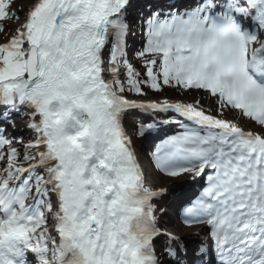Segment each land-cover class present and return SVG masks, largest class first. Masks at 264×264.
Returning a JSON list of instances; mask_svg holds the SVG:
<instances>
[{
	"label": "snow or ice",
	"instance_id": "obj_1",
	"mask_svg": "<svg viewBox=\"0 0 264 264\" xmlns=\"http://www.w3.org/2000/svg\"><path fill=\"white\" fill-rule=\"evenodd\" d=\"M13 4L0 0V264H264V0ZM165 89L202 95L144 101ZM134 110L151 122L130 132ZM160 123L181 130L155 168L203 181L188 237L160 225L168 189L148 186L134 143Z\"/></svg>",
	"mask_w": 264,
	"mask_h": 264
},
{
	"label": "bare ground",
	"instance_id": "obj_2",
	"mask_svg": "<svg viewBox=\"0 0 264 264\" xmlns=\"http://www.w3.org/2000/svg\"><path fill=\"white\" fill-rule=\"evenodd\" d=\"M9 24H10V26L15 27V24L13 22L9 21ZM130 40H131V38H130ZM140 41H141V36L140 35H138V36L136 35V37H135V39L133 41V44H137ZM138 115H139V113H138ZM140 116L142 117V115H140ZM140 116H139V119H140ZM141 120H145V119L142 118ZM148 121L151 122L150 119ZM160 124H162V123H160ZM166 129H168V127L158 125V127H156V128L151 130L150 134H147V137H156L157 134H161L162 135ZM140 146L142 148V144ZM137 150H138V152H140L139 146H137ZM169 180L170 179H166V177H162V176H159L157 174H151L150 173V185L151 184H155L157 187H160L159 185L170 184V182H168ZM190 189H192V186L190 187ZM188 191H189V188L187 190H185L183 188V189L178 190V191H176V190L169 191L167 194H169V195L174 194V195L171 196L170 198L166 197L165 199H163L160 202V204L162 205L163 202H166L168 204L171 203V206L172 205L173 206H178L182 201L185 200ZM168 204L166 206H169ZM159 222H162V220L160 218H159ZM164 224H166V226L169 229V231H176L179 234H189V233L195 231L194 228L190 229V228H187V227L183 226L182 224H175V223H170V222L169 223L165 222Z\"/></svg>",
	"mask_w": 264,
	"mask_h": 264
},
{
	"label": "rangeland",
	"instance_id": "obj_3",
	"mask_svg": "<svg viewBox=\"0 0 264 264\" xmlns=\"http://www.w3.org/2000/svg\"><path fill=\"white\" fill-rule=\"evenodd\" d=\"M24 2V0H15V4H13V8H18L22 3ZM23 13L21 12V16H22V18H23ZM168 93H170V94H173V95H177V97H175V98H169V99H183V100H188V101H190L191 99H192V97L193 96H197V97H199L200 95H202V93H192V94H190V95H186V96H181V95H179L178 93H176L175 91H172V90H166ZM158 97V96H157ZM208 103H209V101L207 100V99H205V101H204V104H205V106L207 107V105H208ZM182 178H178L177 180H171V182H170V184H167V185H174V182H180V180H181ZM183 180V179H182ZM161 186V185H160ZM169 186V187H170ZM185 235H187V234H180V236H185Z\"/></svg>",
	"mask_w": 264,
	"mask_h": 264
}]
</instances>
